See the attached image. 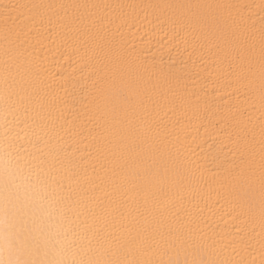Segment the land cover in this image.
I'll list each match as a JSON object with an SVG mask.
<instances>
[{"label": "snow or ice", "instance_id": "6c2138e0", "mask_svg": "<svg viewBox=\"0 0 264 264\" xmlns=\"http://www.w3.org/2000/svg\"><path fill=\"white\" fill-rule=\"evenodd\" d=\"M0 129V264H264V0L0 3Z\"/></svg>", "mask_w": 264, "mask_h": 264}, {"label": "bare ground", "instance_id": "6f19581e", "mask_svg": "<svg viewBox=\"0 0 264 264\" xmlns=\"http://www.w3.org/2000/svg\"><path fill=\"white\" fill-rule=\"evenodd\" d=\"M14 2V0H0V3H9ZM40 2H49V0H40ZM52 2H75V0H52ZM80 2H84V0H80ZM87 2H95V0H87ZM105 2H121V3H178V2H186V0H105ZM198 2H215V0H198ZM229 2L237 3V4H250L256 3L259 4L260 0H229ZM136 27L140 28V32L136 34L134 37L135 39L139 40L141 36L145 37V41H152V44L148 46L155 45V42L161 40V34L158 31H153V25L149 21H144L141 24H137ZM147 27L149 29L148 33L146 34L144 29ZM192 84V81H189ZM200 87L199 84L196 85ZM230 102L228 99L224 98L223 96L218 97V106L223 107L227 106ZM3 129H0L2 132ZM216 222L219 229H228L231 227V221L229 220L227 213L224 214L223 217L217 216ZM258 258V257H257Z\"/></svg>", "mask_w": 264, "mask_h": 264}]
</instances>
